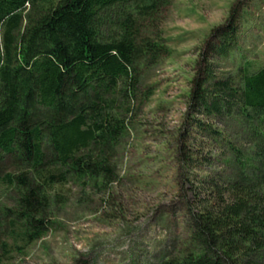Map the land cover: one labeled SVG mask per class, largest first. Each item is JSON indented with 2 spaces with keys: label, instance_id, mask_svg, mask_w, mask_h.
<instances>
[{
  "label": "trees",
  "instance_id": "16d2710c",
  "mask_svg": "<svg viewBox=\"0 0 264 264\" xmlns=\"http://www.w3.org/2000/svg\"><path fill=\"white\" fill-rule=\"evenodd\" d=\"M172 3L0 0V188L16 194L12 212L0 209V234L9 217L32 244L48 230L56 185L117 179L124 113L144 70L170 54L157 22ZM237 21L234 9L213 33L189 95L192 130L219 152L216 161L226 157L228 171L181 186L192 194L188 242L157 264H264V68L250 73L248 63L223 78L215 68L237 44ZM194 157L184 147L176 161L193 167ZM73 264L95 263L80 256Z\"/></svg>",
  "mask_w": 264,
  "mask_h": 264
},
{
  "label": "rangeland",
  "instance_id": "374dc122",
  "mask_svg": "<svg viewBox=\"0 0 264 264\" xmlns=\"http://www.w3.org/2000/svg\"><path fill=\"white\" fill-rule=\"evenodd\" d=\"M234 9L237 44L218 60L216 72L223 78L248 63L250 73L264 68V0H173L157 22L170 54L144 70L137 100L124 113L128 130L113 159L117 179L108 187L86 186L76 177L56 185L48 230L32 244L20 222L13 225L8 217L0 234V264H73L80 256L95 264H157L186 243L185 196L191 200L192 194L181 186L228 171L226 157L216 161L219 152L192 130L191 83L213 33L227 25ZM184 147L195 155L193 167L176 161ZM13 169L9 162L4 172ZM7 190L0 188L1 212L14 210L16 194Z\"/></svg>",
  "mask_w": 264,
  "mask_h": 264
}]
</instances>
